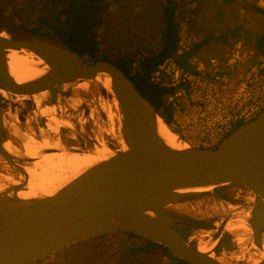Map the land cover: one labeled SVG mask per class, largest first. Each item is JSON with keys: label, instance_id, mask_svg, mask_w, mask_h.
<instances>
[{"label": "water", "instance_id": "95a60500", "mask_svg": "<svg viewBox=\"0 0 264 264\" xmlns=\"http://www.w3.org/2000/svg\"><path fill=\"white\" fill-rule=\"evenodd\" d=\"M30 52L44 61L42 71L22 82L10 72L11 51ZM106 82L117 100L122 120L120 139L124 148L80 172L53 194L23 197L29 182L26 167L46 153L63 152L44 148L36 158L22 150L10 152L14 123L25 142L27 132L10 116L0 102V155L20 174L21 183L0 191V264H39L43 256L83 240L113 231L132 232L167 247L190 264H236L217 256L215 246L228 224L247 223L253 244H264V110L237 126L216 147H194L180 136L151 101L142 95L132 79L112 61L89 62L78 52L57 43L36 38H15L0 26V97L25 96L38 109L39 131L48 129L47 105H55L65 94V85L81 81ZM8 94L3 96L1 92ZM46 92L36 102L35 95ZM63 123V121H61ZM164 122L186 145H170L160 131ZM77 135L83 133L64 125ZM41 136L43 134L40 132ZM50 134L46 132L44 135ZM30 136V135H29ZM44 138V136L42 137ZM238 184L254 194L249 212H231L202 251L174 224L182 217L169 208L183 198L208 192L223 198L217 188ZM210 188L208 191L195 189ZM212 234V233H208ZM256 264H264L262 258Z\"/></svg>", "mask_w": 264, "mask_h": 264}, {"label": "rangeland", "instance_id": "374dc122", "mask_svg": "<svg viewBox=\"0 0 264 264\" xmlns=\"http://www.w3.org/2000/svg\"><path fill=\"white\" fill-rule=\"evenodd\" d=\"M162 2L163 0H112L109 10L103 17L100 37L101 53L98 57L117 62L118 57L124 53H137L139 57L138 50L145 54L157 50L162 43L159 18ZM255 4L262 6L261 4H264V0H180L178 16L182 27V38L187 40L186 42L190 43V46L196 43L201 44L200 49L195 54V57H197L195 60L197 66L195 67L200 66L201 62L205 65L201 72H206V74L211 76L217 69H221L220 73H223L225 69L221 66L225 65L228 53L236 41L225 42L221 41L220 37L228 30L238 26H242L246 34H249L247 32L249 28L253 32L261 31L264 28V14L253 9ZM37 8L38 6L36 7L33 0H0V26L2 27L1 24H4L5 27L3 28L8 33H10L13 26H27V20L33 16ZM209 37H211L209 40H204ZM239 40L243 41V39ZM244 46L250 48L245 44ZM257 58V54L252 55L249 60L241 64V67H236L230 73L236 75L237 73L240 74L244 69L249 71V65L254 63ZM212 59H216L218 64L213 65L210 61ZM81 88H83L81 82L65 85V94L59 96V101L56 103V116L61 121L70 122L69 124L74 128L78 129V127L82 126L84 132H88L92 128V132L88 133L91 134L97 144L90 146L79 143L77 134L65 127L61 128L58 134L51 133V137L60 139V148L83 154L95 152L97 146L108 147L112 150L120 149L122 115L113 93L111 90L108 92L106 87L102 85H96V83L86 90ZM8 99L11 100V98ZM12 99L15 102L7 104V111L17 115L22 131L29 132L30 135L36 136L38 139L42 138L43 136L40 134L39 124L37 123L39 112L33 102L26 98L17 99V97H13ZM75 100H79L76 105L73 103ZM102 102L104 103L102 104ZM183 103L186 105V101H183ZM103 105L104 107H102ZM105 109L107 110L105 111ZM27 119L30 121L29 123L26 122ZM30 124L35 130L34 134L27 127ZM181 136L185 141L188 137L195 138L192 133H188L187 136ZM11 137L14 145L19 150H22V139L18 136L13 137L11 135ZM94 146L96 147L93 148ZM96 152L99 151L97 150ZM7 165L13 169L15 176H20L19 172L1 157L0 174L6 172L5 168ZM218 188H223L229 192L231 196L228 201L220 200L216 196L204 192L188 196V198L180 200L178 203L171 205V207L178 209L176 212L186 218L198 221L204 218H213L219 225L221 218L230 211L228 206H237L234 200H242L244 196H250L249 199H251L254 196L250 190L237 184L223 185ZM190 222L196 224L191 220ZM208 231L205 229H194L189 231L190 233L188 232V234L197 236L193 240L199 239L200 244H204L210 238L206 236V234L211 233ZM123 236L121 232L117 231L105 237L107 239L105 240L106 242L97 241L95 244L99 246H94V254L97 256L116 255L124 242V246L129 247L138 239L132 237L129 240V238ZM91 245L93 244L86 242L77 244L65 254L71 255L70 253H73L77 255L75 252L78 251L79 254L86 255L88 248H92ZM132 260L136 263L151 264H165L168 262V258L162 255H157V257L154 255L140 256L139 258L134 257ZM234 263L238 264L237 262Z\"/></svg>", "mask_w": 264, "mask_h": 264}, {"label": "trees", "instance_id": "16d2710c", "mask_svg": "<svg viewBox=\"0 0 264 264\" xmlns=\"http://www.w3.org/2000/svg\"><path fill=\"white\" fill-rule=\"evenodd\" d=\"M38 8L33 16L27 20V26L16 25L10 31L16 38H36L57 43L63 47L78 52L89 62L99 60L101 53V26L104 14L109 10L112 0H33ZM180 0H163L160 11V37L161 45L151 53L137 51V53H124L114 62L134 82L142 95L147 97L164 119L171 124L174 110L166 101L171 88L159 85L152 80V74L166 59L174 56L178 50L182 37V27L179 19ZM253 9L264 14V7L253 5ZM5 27L4 24H1ZM246 34L242 26L228 30L220 37L221 41L231 42L243 39L245 45L254 48L256 54L264 50V28L261 32H253L250 28ZM209 38H205L207 41ZM201 44H193L192 50L185 52L179 59L180 64L188 70L195 71L186 60L200 49ZM243 123V122H241ZM198 222V220H192ZM126 238H141L132 232L119 231ZM108 234L97 237H107ZM143 244L134 243L124 249L125 258L137 252H151L160 249L172 256L175 264H190L174 256L170 250L153 241L144 239Z\"/></svg>", "mask_w": 264, "mask_h": 264}, {"label": "built area", "instance_id": "2783aa9c", "mask_svg": "<svg viewBox=\"0 0 264 264\" xmlns=\"http://www.w3.org/2000/svg\"><path fill=\"white\" fill-rule=\"evenodd\" d=\"M186 41L181 37L176 54L157 67L152 80L172 89L166 97L174 110L171 126L180 136L195 135L194 139L186 138L188 145L216 147L239 123L251 120L264 110V50L249 65V71L244 69L232 75L231 70L241 67L256 54L254 48H247L238 40L233 43L225 65L221 66L225 69L223 73L217 69L210 76L201 72L204 63L195 67L198 51L186 60L195 71L180 64L181 56L193 48ZM210 61L218 64L216 59Z\"/></svg>", "mask_w": 264, "mask_h": 264}, {"label": "bare ground", "instance_id": "6f19581e", "mask_svg": "<svg viewBox=\"0 0 264 264\" xmlns=\"http://www.w3.org/2000/svg\"><path fill=\"white\" fill-rule=\"evenodd\" d=\"M8 65L13 77H15V79L18 82H22L28 78H31L39 74L44 66V61L30 52L14 50L11 51L8 55ZM94 83H96V85H102L103 87H106V90L108 92L111 90L108 84L100 79H98L97 81H87V80L81 81V84L84 88L81 89L86 90ZM1 93L3 94V96H6L8 94L6 91H3ZM45 97H46V92H43L35 95L34 99L36 100V102H38L39 100L46 99ZM19 98H26V97L25 96L17 97V99ZM77 102H79V100H75V102L73 103L76 105ZM103 103L104 102H102V104ZM102 107H104V105ZM106 110L107 109H105V111ZM9 114L12 118H14V120L18 124L19 121L17 119V115L16 114L13 115L12 112H9ZM42 114L48 116V129L46 131L41 129L40 131L43 134L44 138L38 139L36 136L30 135L28 132L27 134H29L30 136L27 135L25 142H23L22 151L24 152L25 155L31 156L33 158H36L37 155L39 154V151L44 148H57L63 150V152L46 153L43 156H40V158L37 159L33 164H30L26 167V170L29 174V182L27 188L19 192V195L23 197L53 194L59 187H61L63 184H65L66 182L77 176L85 168L108 158L113 151L108 147L97 146V150L99 152H96L97 151L96 150L95 152L83 154L80 152L67 151L60 148L61 145L59 142L60 140L59 138H52L50 134L49 135L48 134L44 135V134L47 131L54 134H58L61 131L60 129L63 128V123L64 125L72 127L71 124H69L70 122L65 120L66 122L63 121L62 123L61 120L56 116L57 104L45 106L44 109L42 110ZM27 127L34 134L35 130L33 126L30 124L29 126L27 125ZM10 131L13 137H17V134H20L18 127L14 123H11ZM160 131L170 145L176 148H182L186 146L180 142L178 135L175 132H173L171 128L168 127L164 122L160 123ZM5 147L10 152L15 154L18 151L12 139L8 140L5 143ZM121 148H124V144L122 142H121ZM5 171H6L5 173L0 174V191L6 190L11 186L18 185L21 183L20 176H15L13 174V169L10 168L8 165L5 168ZM195 190L208 191L211 189L199 188ZM237 208L239 207H236L235 205L228 206L229 210H235ZM228 230L232 233H240L244 231L252 235L251 227L242 220L231 221L228 224ZM240 242L242 243V245H245L247 244V239H241ZM250 243L252 244L251 240L249 241V245ZM197 245L202 251L209 252L211 250V246L209 245L199 244V243ZM253 250L255 251L250 252L249 249V257H248L249 264H256L262 258H264V244H263V249H259L254 245Z\"/></svg>", "mask_w": 264, "mask_h": 264}, {"label": "flooded vegetation", "instance_id": "af4514ba", "mask_svg": "<svg viewBox=\"0 0 264 264\" xmlns=\"http://www.w3.org/2000/svg\"><path fill=\"white\" fill-rule=\"evenodd\" d=\"M0 102H1L2 106L6 110H8L7 104H9L11 102H15V100H13V99L9 100L8 98L6 99L4 97H0ZM39 119H40L39 123L41 125H43L42 118L40 117ZM26 122L28 123L30 121L27 119ZM241 124L242 123H239V125H241ZM78 130H80L83 133V135H77V140L79 143H84V145H90V146L97 144V142H95L93 140L94 138L91 136V134L88 133V132H92V130H93L92 128L90 129V131L84 132V130L82 129V126H81V127H78ZM78 148H80V147H78ZM93 148H95V146ZM0 157L3 158L1 155H0ZM4 161H5V159H4ZM217 191L223 196V198H220L217 196H216V198H219L220 200L228 201L229 197L231 196L229 194V192H227L223 188H217ZM249 197L244 196V198L242 200H234L237 204L236 207H239V208H237L235 210H230L229 212H227L226 215L224 217H222L221 220L219 221L220 224L226 218V216H228L233 211H236L237 213L243 212V211L249 212V208H251L250 206H252V204H253L254 196L251 197V199H249ZM170 208H171V210L174 209L172 207H170ZM177 210L178 209H174L173 211L176 212ZM180 216L182 217V220L176 222L174 224V226L176 229H178L187 238H190L192 236V235H189L188 232L191 230L193 231L194 229L209 230L208 232H211L212 234H206V236H209L211 238V235H214L216 233V231L218 230V228L220 227V224L218 225V222L214 221L213 218H204L202 220H199L197 223L195 222L196 224H194V223L190 222L191 219L186 218L183 215H180ZM114 232H117V231H113L111 233H108V235H111ZM252 236H253V234L250 235L248 232L243 231L240 233H232L226 229L223 232V234L221 235L219 242L215 246V251H216L217 256H219L225 260H231V261L237 262L238 264H245V263L249 264L248 263L249 249H250V252H252L253 249H251V246L253 245L252 248H254ZM210 238H209V240H210ZM241 239H247V244L242 245V243L240 242ZM105 240H107V239H105V238L99 239L97 237L89 239V240H83V241H80V242L75 243L73 245H70L68 247H65L59 251H56L54 253L43 256L40 259H38L37 262L39 264H151V263H141V262L136 263L132 259L134 257L139 258L140 256L154 255L155 257H157V255H162V256L168 258V262L165 264H175L174 258L172 256L162 252L160 249H157V250H154L151 252H137L134 255H132L131 257L125 258L124 254H122L124 252L123 250L128 248V247L124 246L125 242L121 246L122 248L120 249L119 253H117L116 255L115 254L114 255H101V256L95 255L94 254V246H96V247L99 246L95 243L97 241H105ZM132 240L134 241V239H132ZM250 240H251L252 244L250 243V245H249ZM83 242L93 244V245H91L92 248H90V247L88 248L86 255H81L78 253V251L75 252V254H77V255H74L73 253H70L71 255L65 254L69 250H71L70 249L71 247H74L77 244L79 245L80 243H83ZM135 242L138 245L145 243L144 239H141V238H138ZM198 243L200 244L199 239L191 241L192 245H197ZM131 245H129V246H131ZM243 249H244V251H243Z\"/></svg>", "mask_w": 264, "mask_h": 264}, {"label": "crops", "instance_id": "0c3cea01", "mask_svg": "<svg viewBox=\"0 0 264 264\" xmlns=\"http://www.w3.org/2000/svg\"><path fill=\"white\" fill-rule=\"evenodd\" d=\"M262 31V30H261ZM261 31H258V32H261ZM256 32V31H255Z\"/></svg>", "mask_w": 264, "mask_h": 264}]
</instances>
